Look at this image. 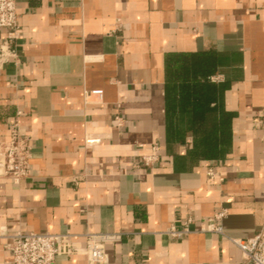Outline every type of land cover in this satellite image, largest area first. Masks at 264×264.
<instances>
[{
	"label": "crops",
	"instance_id": "0c3cea01",
	"mask_svg": "<svg viewBox=\"0 0 264 264\" xmlns=\"http://www.w3.org/2000/svg\"><path fill=\"white\" fill-rule=\"evenodd\" d=\"M15 2L0 141L22 111L31 157L0 176V264L14 231L118 235L107 264H239L264 222V0Z\"/></svg>",
	"mask_w": 264,
	"mask_h": 264
},
{
	"label": "built area",
	"instance_id": "2783aa9c",
	"mask_svg": "<svg viewBox=\"0 0 264 264\" xmlns=\"http://www.w3.org/2000/svg\"><path fill=\"white\" fill-rule=\"evenodd\" d=\"M0 28L8 29L7 41L15 38L18 28V13L15 0H0ZM6 41V42H7ZM0 46V59L14 56L8 49L7 43ZM101 89H93L85 94V98L94 96L100 98ZM22 111L16 112L9 127V136L0 141V176L13 184H18L30 172L31 145L30 135L23 132L19 118ZM155 156H143L142 163L151 165ZM207 174L214 177L215 172L208 168ZM75 182L77 180H74ZM225 210H220L207 217L201 231L222 233L220 225ZM188 229L170 227L168 234L174 238H181ZM7 248L11 255L10 264H54L57 256L85 255L89 264H107L108 257L105 243L116 240L118 235L108 233L85 234V244L81 245L73 239L71 232L37 233L14 231L7 235ZM241 252L239 264H264V222L260 230L245 240H233Z\"/></svg>",
	"mask_w": 264,
	"mask_h": 264
}]
</instances>
